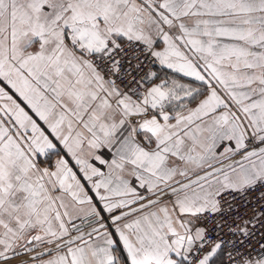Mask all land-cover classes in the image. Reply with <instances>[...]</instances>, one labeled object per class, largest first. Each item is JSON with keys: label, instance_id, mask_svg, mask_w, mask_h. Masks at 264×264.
Segmentation results:
<instances>
[{"label": "snow or ice", "instance_id": "obj_1", "mask_svg": "<svg viewBox=\"0 0 264 264\" xmlns=\"http://www.w3.org/2000/svg\"><path fill=\"white\" fill-rule=\"evenodd\" d=\"M225 255L264 264V0H0V264Z\"/></svg>", "mask_w": 264, "mask_h": 264}, {"label": "crops", "instance_id": "obj_2", "mask_svg": "<svg viewBox=\"0 0 264 264\" xmlns=\"http://www.w3.org/2000/svg\"><path fill=\"white\" fill-rule=\"evenodd\" d=\"M157 70H159V71L162 73V75H163L164 73H166V74H167V77L181 78V76H182V74L173 73L171 70L164 69L162 66H158ZM183 79H184L185 81H190V80H191V78H187V77H183ZM194 83H196L198 86L201 84V82H198V81H195ZM14 95H15V94H14ZM189 103H191V101H189ZM30 114H32V113L30 112ZM34 118H36V117L34 116ZM36 119H37V122L40 123L42 127H46V126L43 124L42 121H39L38 118H36ZM45 258H46V257H45ZM223 260H224V258H223ZM224 264H225V260H224Z\"/></svg>", "mask_w": 264, "mask_h": 264}, {"label": "built area", "instance_id": "obj_3", "mask_svg": "<svg viewBox=\"0 0 264 264\" xmlns=\"http://www.w3.org/2000/svg\"><path fill=\"white\" fill-rule=\"evenodd\" d=\"M159 65H155L154 67L157 69ZM225 264H227V255L224 256Z\"/></svg>", "mask_w": 264, "mask_h": 264}]
</instances>
